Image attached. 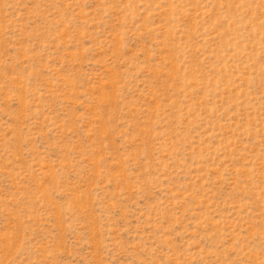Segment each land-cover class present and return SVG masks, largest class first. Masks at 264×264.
Here are the masks:
<instances>
[{
	"label": "rangeland",
	"instance_id": "1",
	"mask_svg": "<svg viewBox=\"0 0 264 264\" xmlns=\"http://www.w3.org/2000/svg\"><path fill=\"white\" fill-rule=\"evenodd\" d=\"M0 264H264V0H0Z\"/></svg>",
	"mask_w": 264,
	"mask_h": 264
}]
</instances>
